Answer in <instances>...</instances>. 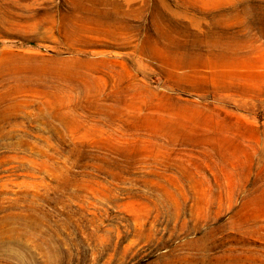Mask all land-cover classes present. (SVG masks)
Masks as SVG:
<instances>
[{"label": "rangeland", "instance_id": "1", "mask_svg": "<svg viewBox=\"0 0 264 264\" xmlns=\"http://www.w3.org/2000/svg\"><path fill=\"white\" fill-rule=\"evenodd\" d=\"M0 264H264V0H0Z\"/></svg>", "mask_w": 264, "mask_h": 264}]
</instances>
